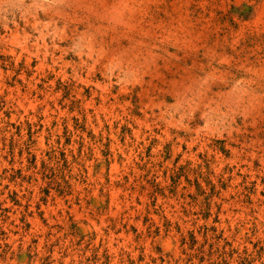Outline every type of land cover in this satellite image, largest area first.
Wrapping results in <instances>:
<instances>
[{
    "label": "rangeland",
    "instance_id": "1",
    "mask_svg": "<svg viewBox=\"0 0 264 264\" xmlns=\"http://www.w3.org/2000/svg\"><path fill=\"white\" fill-rule=\"evenodd\" d=\"M0 264H264V0H0Z\"/></svg>",
    "mask_w": 264,
    "mask_h": 264
}]
</instances>
